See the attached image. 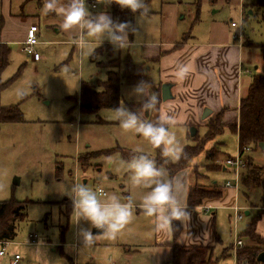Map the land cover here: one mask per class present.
I'll use <instances>...</instances> for the list:
<instances>
[{"label":"rangeland","instance_id":"rangeland-1","mask_svg":"<svg viewBox=\"0 0 264 264\" xmlns=\"http://www.w3.org/2000/svg\"><path fill=\"white\" fill-rule=\"evenodd\" d=\"M111 1L86 0V7L95 15L101 11L106 12ZM146 3L150 11L155 13L163 8L164 14H152L142 18V21L139 20V14H135L133 29L137 37H129L132 42L135 39L147 42L150 39L144 31H160V26L169 36L194 38L205 35L213 25L222 33L225 27L229 28L231 23H235L243 32V43L246 40L254 44L264 43V21L261 20V11L255 8L256 0H146ZM92 5H95V10ZM61 19L56 13L45 14L42 11V0H0V44L7 36L11 40L20 39L19 23L26 27L35 24L38 27V45L34 50L40 58L33 61L31 56L23 52L22 44H7L8 64L0 71V83H6L0 90V107L18 105L23 122L0 125V201L13 198L19 202H29L26 216L15 223L17 235L14 242H25L29 234L35 235L36 241L48 239L57 245L46 249L49 258L53 259L52 263L70 264L68 258H74L72 245L86 248L81 247L78 232L88 225L83 221L78 225L71 224V212L68 214L71 201L64 195L65 187L82 182L108 194L131 197L138 204L143 190L130 185L129 172L119 162L130 159L125 158L127 154H138L137 149H142L143 154L152 159L155 154L146 138L119 128L112 109L81 114L73 100L78 97L81 82L96 83L106 79L105 66H113V59L128 55L135 64L143 63L137 50L132 44L126 50H119L106 39H101L93 51L100 48L101 52L95 57V62L91 60L93 53L87 60L78 58L75 45L70 43L78 34L77 30H63L60 27ZM231 31V37L237 33V29ZM91 39L95 47V38ZM243 61L249 64L251 76L259 74L263 69L256 48L245 46ZM65 65L71 66L70 73L63 71ZM155 74L153 71L149 76L155 80ZM133 88L121 85L119 105L123 103L130 111H138L140 102L129 96ZM142 117L154 121L150 111L142 114ZM190 129L187 132L189 136ZM204 130L198 128V136H202ZM170 131L175 133L182 147L193 143L187 142L186 135L183 136L178 128H171ZM117 148L123 151L124 156ZM216 148H219L218 154H215ZM111 149L115 151L99 153ZM209 149L212 158L207 156ZM237 154L234 134L224 130L206 142L203 150L190 159L188 164L199 166L197 170L195 167L194 172L201 179L205 175L220 184L225 181L233 184V174L230 170L222 173V165L218 162ZM246 157L252 159L256 166L264 167V151L259 148L246 153ZM217 166L219 168L216 169ZM194 176L196 181L200 179ZM15 179L18 180L17 185L13 183ZM237 193V206L245 205L246 202L257 204L262 195L258 188L246 190L241 186ZM240 212L243 214L244 209ZM233 215L232 211L230 220L223 217V246H231L235 240L229 224ZM249 218L243 215L242 221L238 222V235ZM153 243V220L144 216L143 211L137 207L133 217L114 237L109 238L102 232L94 235L92 244L106 245V248L112 246V249L117 245L128 250L129 254L120 264H155L158 252L152 249ZM59 247L66 255H61ZM33 250L21 247L19 254L27 256ZM52 250L55 252L52 253ZM216 253L215 256L221 259L218 264H235L233 257L226 258L233 255L232 250L223 249Z\"/></svg>","mask_w":264,"mask_h":264},{"label":"crops","instance_id":"crops-1","mask_svg":"<svg viewBox=\"0 0 264 264\" xmlns=\"http://www.w3.org/2000/svg\"><path fill=\"white\" fill-rule=\"evenodd\" d=\"M111 2L114 1L112 0ZM116 4L119 5L118 3ZM123 9L128 10L126 8ZM163 12L164 9L161 8L155 13L150 11L148 16L152 14L162 16ZM106 13L114 20L110 5L106 9ZM19 24L18 26L21 30L20 39L11 40L7 36V38L1 40L2 44H0V47L7 48V44L10 43H19L20 45L23 43L29 26L26 27L24 24ZM159 30H145L144 34H147L150 40L147 42L136 40L131 45L139 53L140 59L143 60L144 68L146 69L147 67V74L149 75L153 71L156 72L155 80L149 76L154 86H159L160 89L164 84L170 86L172 99L167 101L160 100L155 109L150 111L154 119L153 122L162 117H171L174 123L166 124V126L169 130L174 127L178 128L183 136L186 135L185 140L188 142L192 141L195 135L198 136V128H205L204 131L206 132V123L219 117L223 131L229 130L233 133L237 144V135L230 127L238 124L239 101L246 95L251 81L249 77L253 76H251L249 64L246 65L243 61V41L239 44L232 40V29L230 27H225V30L221 33L215 25L209 28L202 37L194 38H183L176 35L169 36L168 33H165L163 26H160ZM131 37L133 38V34ZM132 38L131 40L129 38L130 42H132ZM180 66H185L188 69L183 78L177 76V70ZM205 110H208L210 114L202 118ZM191 127L195 129L194 136L187 135L188 129ZM202 136H198V139ZM184 143L186 142L184 141ZM187 145L185 144L184 146ZM216 149L215 154H218L219 148ZM223 162H218L222 165L220 167L221 172H229L230 170L232 173L230 168L223 165ZM195 167L197 170L199 166H189L188 164L187 167L179 170L173 176V178H181L183 181V188L177 196L181 205L186 207L185 212L188 216L185 222L177 221L181 226V231L176 239V244L182 247L202 246L210 248L214 255L213 259H219V256H215L216 252L230 246H223L221 241L223 217L230 220V213L233 211V207L237 206L236 202L238 204V193L232 188L224 187L226 181L220 184L210 180L205 175H203L202 179L199 177L200 179L196 181L194 176ZM195 184L206 187L218 185L221 196L216 199H204L199 206H188L186 204L187 191ZM237 207L244 209L243 215L248 212L246 217H250V221L247 220L244 223V229L253 219H256L255 233L264 239V208L260 207V200L257 204L246 202L245 205ZM15 233L17 235V228ZM30 236L35 237V240L31 239ZM15 238L9 241V245L6 247V254L0 264H10L14 255H19L20 257L18 264H53V259L49 258L46 249L55 248L57 245L44 238L36 241L37 237L32 234H29L27 242H14ZM171 240V231L154 230V243L151 247L156 253L158 252L155 264H168L167 262L171 258V249L168 245ZM242 242L246 244L244 238H242ZM21 247L34 248V250L29 251L27 256L20 255L19 250ZM72 247L74 249V258H68L70 264H120L121 260L129 254L128 250L117 245L114 249H112V246L106 248V245L102 244H92L85 249L80 248L78 244H73ZM59 251L61 255H66L60 247ZM54 252L52 250V253ZM161 256L162 258H160ZM229 257H232V255L226 258ZM218 259L217 261L219 262L220 259Z\"/></svg>","mask_w":264,"mask_h":264},{"label":"clouds","instance_id":"clouds-1","mask_svg":"<svg viewBox=\"0 0 264 264\" xmlns=\"http://www.w3.org/2000/svg\"><path fill=\"white\" fill-rule=\"evenodd\" d=\"M121 8L131 13H139V20L149 14L146 0H115ZM42 11L56 13L61 19L60 27L65 31L77 30V35L70 41L75 45L78 58L88 59L101 39H106L114 48L126 50L135 42L129 41V32L136 36L135 29H131L126 22L114 21L106 12L101 11L93 15L86 0H42ZM137 37V36H136ZM95 38V47H93ZM65 73L71 72V66L63 67ZM188 69L180 66L177 76L183 78ZM140 102L138 111H130L123 103L112 112L119 122V128L124 132L139 134L152 145L160 148L164 164L177 160L183 153V148L174 132L166 124L174 123L171 117H162L153 122L142 117L155 109L158 98L150 92L146 82L141 81L129 93ZM128 160L119 162L129 172L131 186L141 189L139 203L131 197L105 193L102 189H94L82 182L72 183L65 187V196L71 201L70 222L78 225L81 221L88 227L80 229L78 237L81 247H90L94 234L91 229L102 230L104 235L111 238L133 217L138 207L144 216L153 220L156 231H171L173 221L185 222L188 216L185 206H182L177 194L183 188L181 178H173L167 169L148 155L142 149Z\"/></svg>","mask_w":264,"mask_h":264},{"label":"trees","instance_id":"trees-1","mask_svg":"<svg viewBox=\"0 0 264 264\" xmlns=\"http://www.w3.org/2000/svg\"><path fill=\"white\" fill-rule=\"evenodd\" d=\"M32 0H26L29 2ZM110 10L115 21L126 22L132 29L133 18L137 13H131L129 10L121 8L114 2L110 4ZM255 8L261 11V20L264 21V0H256ZM132 32H129L131 37ZM242 46L256 48L261 56L263 69L259 74L251 77L246 95L239 101V119L237 126L230 129L237 135V145L239 153L243 148L257 150L258 144L264 143V43L254 44L248 40L244 41ZM98 48L92 55L91 60L95 62V57L100 55ZM9 49L0 47V71L8 64ZM112 62V61H111ZM113 66L106 65V79L93 83L91 81L81 82L77 99H73L81 114L97 113L101 109L114 110L119 106L121 85L135 87L141 81L146 82L152 93L161 100L160 87L154 86L151 78L147 74L144 64H135L128 55L123 58L113 59ZM98 65V63H97ZM100 66V65H99ZM103 68V67H102ZM6 86V83H0V90ZM157 103V105H158ZM156 105V106H157ZM23 122L18 105L0 107V125L4 123ZM223 131L220 118L216 117L206 123V132L203 137L198 139L195 135L192 138L193 144L184 146L183 153L175 162L169 161L164 164V158L160 154V148L151 145L157 165L164 166L168 174L173 177L176 172L187 167L188 162L194 156L199 154L206 142L220 135ZM117 150L123 154L121 149ZM114 149L101 151L99 153L108 154L114 152ZM207 156L212 158L213 154L206 152ZM133 154H127L125 158H131ZM124 156V154H123ZM219 166L215 167L218 168ZM196 176L197 172H194ZM240 186L246 190L258 188L262 191L260 207L264 208V167L256 166L251 159L245 170L241 174ZM221 196L218 185H209L208 187L195 184L187 191L186 204L191 207L199 206L204 199H216ZM29 202H19L13 198L0 201V241H12L15 238V223L22 221L26 216V206ZM71 212V208L68 214ZM256 219H253L241 232L240 238L246 240V244L237 249L235 253L236 264H260L256 261L259 253L264 251V239L255 233ZM181 231V226L177 221L172 222V240L169 243L171 249L170 264H216L218 261L213 259L212 250L202 246L182 247L176 244V239ZM232 246L226 248L231 251ZM231 256V255H228ZM220 259V258H219ZM218 259V260H219ZM225 259V258H224ZM221 260V259H220Z\"/></svg>","mask_w":264,"mask_h":264},{"label":"built area","instance_id":"built-area-1","mask_svg":"<svg viewBox=\"0 0 264 264\" xmlns=\"http://www.w3.org/2000/svg\"><path fill=\"white\" fill-rule=\"evenodd\" d=\"M93 9L95 8V5L91 6ZM231 29H237V33L234 34L231 38L234 42H237L239 44L242 43L243 40V32L241 29L238 28V26L235 23L230 24ZM37 32L38 27L37 25H30L26 31L25 39L22 43L23 46V52H25L27 55L31 56L33 61H38L39 55L34 50V47L38 45L37 41ZM250 148L246 147L243 148L242 152L239 153L235 157H227L223 164L225 167H228L231 169L233 174V184L230 181H227L224 184V187L226 188H232L235 192H238V187L240 186V179L241 174L245 170L247 163H248V157H246V153L250 152ZM240 208L237 206L233 207V219L230 221L231 224V231L234 234L235 240L233 242L232 246V257L235 258V253L237 249H240L244 246L242 240L240 239L238 235L237 230V224L240 220L243 218V214L240 212ZM31 239L35 240V237L30 236ZM9 245V241H0V263L5 256L6 247ZM20 260L19 255H14L12 260L10 261V264H18V261Z\"/></svg>","mask_w":264,"mask_h":264},{"label":"water","instance_id":"water-1","mask_svg":"<svg viewBox=\"0 0 264 264\" xmlns=\"http://www.w3.org/2000/svg\"><path fill=\"white\" fill-rule=\"evenodd\" d=\"M170 99H171L170 86L164 84V85L161 86V100L162 101H167V100H170ZM209 114H210V112L208 110H205L204 113H203V117L202 118H205ZM190 130H191L190 131L191 132L190 136H194L195 129L194 128H191ZM258 148L261 151H264V143L258 144ZM13 183L17 185L18 180L15 179V181ZM244 215L247 216L248 215V212H245ZM92 232H93L94 235H96V234H101L103 231L102 230H99V229L93 228ZM256 261L258 263H260V264H264V251L258 254V256L256 257Z\"/></svg>","mask_w":264,"mask_h":264}]
</instances>
